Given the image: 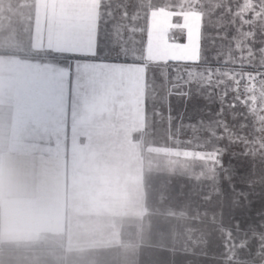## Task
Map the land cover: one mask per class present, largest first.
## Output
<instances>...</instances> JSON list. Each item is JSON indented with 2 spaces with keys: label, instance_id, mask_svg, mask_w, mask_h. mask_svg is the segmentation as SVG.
I'll use <instances>...</instances> for the list:
<instances>
[{
  "label": "crops",
  "instance_id": "crops-1",
  "mask_svg": "<svg viewBox=\"0 0 264 264\" xmlns=\"http://www.w3.org/2000/svg\"><path fill=\"white\" fill-rule=\"evenodd\" d=\"M66 8V0H0V264H120L122 248L134 253L131 264H230L223 256L217 263L202 260L207 250L185 239L201 230L189 224H211L222 207L215 195L209 202L202 194L193 208L174 194L172 182L164 194L156 192L162 163L169 178L209 185L199 166L174 158L198 157L184 150L206 151L187 143V126L214 119L219 102L193 92L157 103L165 112L170 104L179 151L115 91L70 80L60 60L29 44L46 14L55 21ZM233 183L250 202L234 211L235 219L258 224L264 184ZM229 211L225 206V225ZM158 248L166 254L155 253Z\"/></svg>",
  "mask_w": 264,
  "mask_h": 264
},
{
  "label": "snow or ice",
  "instance_id": "snow-or-ice-1",
  "mask_svg": "<svg viewBox=\"0 0 264 264\" xmlns=\"http://www.w3.org/2000/svg\"><path fill=\"white\" fill-rule=\"evenodd\" d=\"M66 2V11L55 21L45 15L43 24L30 33L29 44L60 60L70 80L85 88L115 91L153 134L173 145L170 104L165 112L156 106L158 102L167 104L174 93L193 92L219 102L214 119L189 125L192 136L187 143L206 151L182 153L205 161L201 169L209 193L204 199L210 202L215 195L221 202L210 223L220 233L230 264H264V219L243 226L235 219L234 211L250 202L242 190H236L232 170L222 160L228 148L219 144L226 139L229 145L242 146V154L251 157L254 165H264V0H182L178 11L176 5H157L152 0ZM209 28L216 30L214 35ZM173 29L185 42L169 41ZM217 41L212 65L206 53ZM238 106L245 110L237 111ZM228 118L237 123L230 126ZM258 179L264 184V175ZM255 183L256 179L249 181L250 186ZM225 206L230 210L228 225L223 219ZM199 218L197 209L194 219Z\"/></svg>",
  "mask_w": 264,
  "mask_h": 264
},
{
  "label": "rangeland",
  "instance_id": "rangeland-1",
  "mask_svg": "<svg viewBox=\"0 0 264 264\" xmlns=\"http://www.w3.org/2000/svg\"><path fill=\"white\" fill-rule=\"evenodd\" d=\"M182 2V0H152V3H155L157 5H176L177 6V11L179 10L178 5ZM181 20V17H174L173 20ZM209 33L215 34V29L214 28H209L208 29ZM175 33V36H174ZM169 41L174 38L177 42H185L184 37L180 36L178 34V30L173 29L169 32ZM203 43V41H202ZM219 41H217L216 44H210L208 51L206 53L209 63L212 65L216 64V61L213 59V56L217 53L219 50L218 48ZM174 63V62H171ZM250 70V69H249ZM173 72H175V69H172ZM173 80H175V77H173ZM243 84V81H242ZM207 102V101H205ZM208 104H206L207 107ZM208 109V108H206ZM210 110V107L209 109ZM245 109L243 107L238 106L237 111L243 112ZM190 113V112H189ZM207 114V113H206ZM208 115V114H207ZM212 117V116H210ZM230 119V120H229ZM228 119V123L230 126L234 125V122L231 118ZM189 129V125L187 126ZM190 130V129H189ZM192 134V133H190ZM206 135V133L202 134ZM222 147H227L228 151L227 155H224L222 157L223 160V165L227 168L230 167L232 170L233 174V179L239 181H244V182H249L251 179H256L257 183H260L259 177L261 175H264V165H261L259 162H256L255 165L253 163V159L249 156H245L242 154V146H232L229 145L227 140H222L221 141ZM164 159V158H163ZM176 161L179 163L182 162L183 165H187L188 167L191 166H199L201 170V165L205 163V161H202L199 159V157H186V158H174ZM160 158H158V161ZM159 164V163H158ZM163 165V163H162ZM160 165L158 166V173L156 177V181L158 184V187H162L161 189L156 190V192H161L164 194V186L166 182H172L171 184H174V187L172 190H174V194L176 193L179 198H182L185 200V203H191L193 205V208L197 207V201L198 199L202 196V194H206L207 189L206 188L208 183H202L196 180V178H190L189 180L181 179L180 177L177 178H169V176H166L164 172L163 166ZM160 167V168H159ZM177 169V168H176ZM199 168L196 167L194 171L198 170ZM164 172V173H163ZM197 172H194L193 175L196 176ZM203 186V189L202 187ZM209 187V186H208ZM166 191V190H165ZM175 194V195H176ZM187 200V201H186ZM184 203V204H185ZM191 225V226H190ZM194 225V226H193ZM194 229H201L200 232H187L188 236L185 237L186 242L190 241V244L193 245L194 249H206L207 252L203 255L202 260L210 262V263H217L218 257H226L228 258L227 260H231V257L227 255L226 249L224 247V243L219 236L218 232L213 231L212 225L211 224H201V225H195V224H189L186 228L192 227ZM204 231V232H202ZM160 233V232H158ZM192 234V235H191ZM161 240L160 234L157 235V242L159 243ZM130 249H120V264H131L134 261V253ZM150 248H145L143 251H149ZM152 250V248H151ZM157 250V251H156ZM154 252L157 253L158 255H165L166 253L159 248L156 249ZM200 251V250H198ZM151 252V251H149ZM177 257H183L184 255L178 254L176 255ZM199 254L197 253L196 255L191 256V258H198ZM201 256V255H200ZM185 257V256H184ZM183 257V258H184ZM187 258V257H186ZM221 259V258H220ZM220 262V261H219ZM221 264V262H220Z\"/></svg>",
  "mask_w": 264,
  "mask_h": 264
}]
</instances>
